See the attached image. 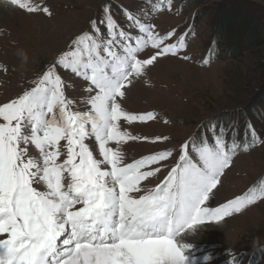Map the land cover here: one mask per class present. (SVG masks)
<instances>
[{
    "label": "snow or ice",
    "instance_id": "obj_1",
    "mask_svg": "<svg viewBox=\"0 0 264 264\" xmlns=\"http://www.w3.org/2000/svg\"><path fill=\"white\" fill-rule=\"evenodd\" d=\"M7 2L51 15L34 0ZM125 11L127 27L105 8L34 87L0 104V264H200L186 237L264 198V186L253 187L219 207L206 206L241 148L225 139L222 126L210 129L212 143L203 137L182 144L164 179L144 188L142 182L159 173L172 149L125 161L122 143L149 138L132 136L121 121H147L154 114L130 113L122 98L147 66L179 55L186 34H160ZM149 48L152 54L140 58ZM58 66L88 82L86 110L74 108ZM93 138L96 147L89 143Z\"/></svg>",
    "mask_w": 264,
    "mask_h": 264
},
{
    "label": "rangeland",
    "instance_id": "obj_2",
    "mask_svg": "<svg viewBox=\"0 0 264 264\" xmlns=\"http://www.w3.org/2000/svg\"><path fill=\"white\" fill-rule=\"evenodd\" d=\"M2 1L7 3V0H0V6L4 5L0 8V66H3L0 67V104L34 87L37 78L69 48L72 40L90 31L91 22L104 16L105 8L123 27L128 26L127 10L140 15L143 22L154 25L160 34L173 30L177 35L186 34L185 47L179 55L161 56L147 66L141 76L133 78L122 98V107L126 111L154 114V119L147 121H121L122 129L132 136L149 138L122 143L125 161L130 163L134 158L172 149L171 157L159 173L142 182L145 189L154 188L176 165L182 144L203 137L209 141V136L201 131L206 124L215 119L208 128L214 125L218 130L223 117L224 121L234 119L239 111H254L259 107L264 113V105L260 102L264 98V44L252 46L233 57L223 54L210 64L205 65L204 59L207 51L204 45L215 34L214 28L220 36L225 33L224 27L216 26L219 14L225 9H229L230 14L241 12L246 15L244 30H252V40L255 39L253 30L259 31V37L264 38V0H171V8L167 0L36 2L47 7L51 15L43 11L17 10ZM155 5L160 6L159 11H152ZM254 19L258 23L254 26L258 25L261 31L251 27ZM232 33L234 36L241 34V28L234 27ZM222 36L220 47L223 50ZM151 54L149 48L139 56L146 59ZM57 71L66 82V95L75 102L74 108L86 110L89 106L82 101L88 95L85 92L88 82L62 67L58 66ZM230 122L228 132L234 126V121ZM257 125L262 128V141L249 152L242 149L236 152L214 190L215 197L206 202V206L219 207L243 196L253 180L264 173V123L257 121ZM157 136L168 139L153 143ZM64 143L61 141L62 145ZM89 143L96 147L94 140ZM111 146L115 147V144ZM193 159H197L195 154ZM214 229L218 230L216 234H213ZM194 234L202 241V245L194 244V254L200 264H264V198L220 223L201 226L188 236ZM190 237H186V241L192 242Z\"/></svg>",
    "mask_w": 264,
    "mask_h": 264
},
{
    "label": "trees",
    "instance_id": "obj_3",
    "mask_svg": "<svg viewBox=\"0 0 264 264\" xmlns=\"http://www.w3.org/2000/svg\"><path fill=\"white\" fill-rule=\"evenodd\" d=\"M229 11V9H225L222 14H219L220 19H218V23L216 22L217 27L225 28V33L223 34V36L221 35L224 40L223 45L225 48L223 50L221 49V36L216 32V29L214 28V32L216 35L212 34V36L207 40L206 44L204 45V48L207 49L204 57L205 65L210 64L211 61L220 58L223 54L225 56L231 55V57H233L235 55H239L241 51H244L245 49H250L252 46H261L264 44V38L259 37V31L254 32L253 30V37L255 39L252 40V30H249L247 32L246 30H244V26H246L247 24V20L245 19L246 15L241 12H233V14H230L228 13ZM253 22L254 23H252L251 27H256L257 29H260L258 25L254 26V24H258L256 19H254ZM234 27L241 28V34L234 36V34L232 33ZM260 102L262 105H264V98L263 101L261 100ZM258 105H260V103H258ZM263 116L264 113L262 109L258 107L254 111H239L234 115V119L232 117L224 121L225 117H223V119L221 120V126L224 128H229L232 125L230 120H232V122L234 121L233 129L230 132H226L225 139L229 142H231V140L233 139L237 140L241 144L240 149L242 150L243 143H249L251 145L249 149L247 151L243 150L244 152H249L252 147L262 141V128L257 125V121L264 123ZM207 129L210 131V128L207 127ZM253 133H255V137L253 136ZM211 134L213 135L212 131ZM254 139L255 142H253ZM261 186H264V173L258 175L253 180V182L245 190L244 194L247 193L250 188L255 187L258 189Z\"/></svg>",
    "mask_w": 264,
    "mask_h": 264
},
{
    "label": "bare ground",
    "instance_id": "obj_4",
    "mask_svg": "<svg viewBox=\"0 0 264 264\" xmlns=\"http://www.w3.org/2000/svg\"><path fill=\"white\" fill-rule=\"evenodd\" d=\"M38 1H40V0H34V2H38ZM159 1H161V0H159ZM5 5H7V6H9V7H13V8H17V10L19 9L20 10V8L19 7H17V6H14V5H12L11 3H9V2H5V1H2ZM43 2V1H42ZM159 3H161V2H159ZM2 7H4V5H2V6H0V8H2ZM2 11V10H1ZM21 13V12H20ZM22 14V13H21ZM26 16V15H25ZM28 16V15H27ZM93 140H94V138H93ZM210 226V225H209ZM211 227H213V226H211ZM218 230H216V229H214L213 230V234H216V232H217ZM210 232V231H209ZM211 233V232H210ZM187 237H190V236H187ZM191 239H192V242H188V241H186L187 243H191V244H193V246H194V244H197V246H199V245H202V241H201V239L197 236V234H194L193 236H191L190 237ZM209 242V241H208ZM217 242V241H216ZM198 259V258H197Z\"/></svg>",
    "mask_w": 264,
    "mask_h": 264
}]
</instances>
